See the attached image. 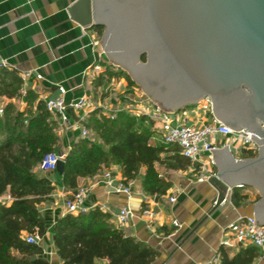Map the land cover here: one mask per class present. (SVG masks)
I'll list each match as a JSON object with an SVG mask.
<instances>
[{
	"label": "trees",
	"instance_id": "16d2710c",
	"mask_svg": "<svg viewBox=\"0 0 264 264\" xmlns=\"http://www.w3.org/2000/svg\"><path fill=\"white\" fill-rule=\"evenodd\" d=\"M95 31L101 38L103 29ZM121 80L129 91L138 89L125 73L108 65L93 81L94 94L100 101L105 100L111 85ZM22 88L23 82L16 72L0 68V199L10 200L0 205V264H48L41 259L42 250L28 245L24 236L37 233L43 237L46 231L38 210L51 202L55 188L46 176L38 175L37 169L45 157L61 150L60 126L44 103L31 92L22 95ZM85 128L90 140L76 142L62 156V186L72 195L83 182L118 168L123 187L139 183L142 194L158 202L166 197L171 185L156 166L170 173L199 172L198 166L183 158L179 148L156 145V130L146 126L143 118L119 113L111 119L97 111L89 117ZM93 137L100 140L99 145L92 142ZM256 157L257 154L243 153L240 160ZM259 200L251 190L232 191L231 204L236 210L252 209ZM53 238L55 254L62 264H154L159 258L151 248L126 238L113 226L110 217L98 209L58 220ZM262 256L263 252L253 247H239L233 254L221 247L219 264H256Z\"/></svg>",
	"mask_w": 264,
	"mask_h": 264
},
{
	"label": "water",
	"instance_id": "95a60500",
	"mask_svg": "<svg viewBox=\"0 0 264 264\" xmlns=\"http://www.w3.org/2000/svg\"><path fill=\"white\" fill-rule=\"evenodd\" d=\"M68 15L103 29L108 63L162 112L208 101L218 124L252 135L255 159L237 161L224 148L211 161L216 186L259 196L251 211L264 228V0H79Z\"/></svg>",
	"mask_w": 264,
	"mask_h": 264
},
{
	"label": "crops",
	"instance_id": "0c3cea01",
	"mask_svg": "<svg viewBox=\"0 0 264 264\" xmlns=\"http://www.w3.org/2000/svg\"><path fill=\"white\" fill-rule=\"evenodd\" d=\"M78 1L0 0V65L20 77L22 95L31 92L43 103L60 98L67 106L85 96L96 101L92 84L108 65L95 29H83L69 18L68 12ZM113 86L124 97L126 83L119 81ZM184 113L186 124L197 129L209 121V117L196 109ZM60 132L58 135L65 140L68 151L81 141L77 133ZM219 141L213 138L214 143ZM92 142L100 144L96 137ZM202 162L208 165L206 158ZM105 175H110V179L105 180ZM46 177L55 193L51 202L38 210L46 229L38 247L43 252L41 259L48 264H62L55 254L53 228L58 220L68 216L65 203L72 193L63 188L58 174ZM161 177L171 185V190L159 202L143 195L139 183L130 185L134 191L131 199L120 193L122 176L118 168L104 171L79 188L90 189L85 206L109 216L116 229L120 211L130 210L132 220L122 232L126 238L157 252L159 258L154 264H219V250L226 241L227 228L238 218L253 217L251 210L234 209L232 192L223 185L216 186L215 178L199 185L195 183L198 176L193 170L170 173L165 168ZM171 197L176 199L174 205L167 203ZM143 210H153L156 214L151 229L140 222ZM165 233L171 235L165 236ZM256 264H264V252Z\"/></svg>",
	"mask_w": 264,
	"mask_h": 264
},
{
	"label": "built area",
	"instance_id": "2783aa9c",
	"mask_svg": "<svg viewBox=\"0 0 264 264\" xmlns=\"http://www.w3.org/2000/svg\"><path fill=\"white\" fill-rule=\"evenodd\" d=\"M1 68V65H0ZM62 92V91H61ZM132 95V94H131ZM122 95L114 86L108 94L106 101H100L98 106L95 105L91 97H83L77 102L67 106L63 99L54 98L44 102L47 112L59 121V132L63 135L69 132L78 134L81 141H89L90 133L85 128V124L89 117L97 111H101L102 115L107 118H113L119 113H124L130 117L145 120L146 126H152L158 136V145L163 148L177 147L181 150L183 158L188 160L193 166H198L199 172L195 183L203 184L212 178L216 173L211 161V152L228 148L233 157L240 161L243 153L257 154L258 147L251 141L252 135L245 133H233L224 126L218 124L211 114V106L208 101L201 103L195 107L203 115L209 117L208 123L201 129H197L186 124L187 115L185 111L173 115L162 112L156 105L146 99L138 97H128L122 99ZM126 101V102H125ZM146 103L148 106L141 107L138 103ZM72 116V118H71ZM213 138H218V143L213 142ZM208 160V165H204L203 159ZM64 157L52 154L44 158L37 169L40 176L55 174L57 164L62 162ZM157 172L161 175L164 173V167L156 166ZM194 171V170H193ZM105 180L110 179V175L104 176ZM119 192L124 194L128 199L134 196L131 187H119ZM90 194V189L79 188L65 203V209L68 216L78 217L87 215L95 208H87L86 200ZM9 198H4L2 204L9 203ZM168 205H174L176 199L171 197L167 199ZM140 222L151 229L156 220V214L153 210H143L139 216ZM132 220V214L128 209H122L117 216V226L120 231H124ZM226 241L221 246L223 251L233 254L239 247H253L260 252H264V228L255 224L253 217L238 218L231 224L226 232ZM43 237L35 233L27 236L25 241L28 245L39 246Z\"/></svg>",
	"mask_w": 264,
	"mask_h": 264
},
{
	"label": "rangeland",
	"instance_id": "374dc122",
	"mask_svg": "<svg viewBox=\"0 0 264 264\" xmlns=\"http://www.w3.org/2000/svg\"><path fill=\"white\" fill-rule=\"evenodd\" d=\"M100 40V43H101V38L99 39ZM106 63H107V65H110L109 63H108V61L106 60ZM122 81V80H121ZM123 82H124V80H123ZM127 86V85H126ZM114 86H113V84L111 85V87L109 88V90H108V94L111 92V90H112V88H113ZM132 94V95H131ZM99 95H101V94H99ZM133 96H135V97H138L139 99H146L145 98V96L142 94V92H141V90H139V89H136V90H133V91H129L128 89H127V91H126V94H125V97L124 98H128V97H133ZM96 101H94V103H95V105H98L99 104V96H96ZM147 100V99H146ZM126 102V101H125ZM138 103H139V105L141 106V107H146V106H148V104H146V103H141L140 101H138ZM199 106V105H198ZM192 109H196V108H192ZM192 109H189L188 111H192ZM1 111H2V103H0V115H1ZM210 117H211V114L209 115ZM59 133V132H58ZM156 139L158 140V136L156 137ZM156 139H155V141H156ZM60 142H61V150L60 151H58L56 154L57 155H59V156H65L67 153H68V147H67V144H66V142H65V140L63 139V137L61 136L60 137ZM155 144L156 145H158V142L156 141L155 142ZM141 192V191H140ZM142 193V192H141ZM161 200V199H160ZM159 200V201H160ZM158 201V202H159ZM246 210H251V208H249V209H246Z\"/></svg>",
	"mask_w": 264,
	"mask_h": 264
}]
</instances>
